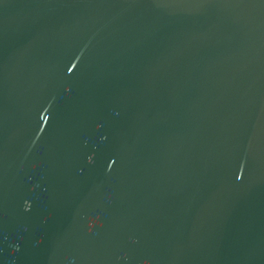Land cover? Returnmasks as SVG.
Listing matches in <instances>:
<instances>
[{"label": "water", "instance_id": "water-1", "mask_svg": "<svg viewBox=\"0 0 264 264\" xmlns=\"http://www.w3.org/2000/svg\"><path fill=\"white\" fill-rule=\"evenodd\" d=\"M0 264H264V0H0Z\"/></svg>", "mask_w": 264, "mask_h": 264}]
</instances>
